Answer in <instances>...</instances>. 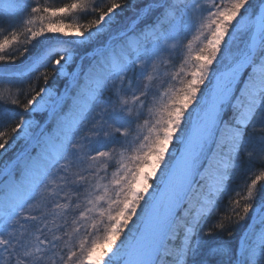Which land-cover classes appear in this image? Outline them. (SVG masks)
Masks as SVG:
<instances>
[{"label": "snow or ice", "instance_id": "snow-or-ice-1", "mask_svg": "<svg viewBox=\"0 0 264 264\" xmlns=\"http://www.w3.org/2000/svg\"><path fill=\"white\" fill-rule=\"evenodd\" d=\"M0 264H264V0H0Z\"/></svg>", "mask_w": 264, "mask_h": 264}, {"label": "rangeland", "instance_id": "rangeland-1", "mask_svg": "<svg viewBox=\"0 0 264 264\" xmlns=\"http://www.w3.org/2000/svg\"><path fill=\"white\" fill-rule=\"evenodd\" d=\"M123 15V14H122ZM67 71L69 73H71L72 71H75V65L73 63H69ZM67 82V78H62L61 80L55 82L53 84V88L54 89H58L59 91H63V85ZM34 120L40 122L43 121L45 119V115L43 113H36L34 114V116L32 117ZM22 143V142H21ZM11 152V151H10ZM11 154V153H10Z\"/></svg>", "mask_w": 264, "mask_h": 264}, {"label": "trees", "instance_id": "trees-1", "mask_svg": "<svg viewBox=\"0 0 264 264\" xmlns=\"http://www.w3.org/2000/svg\"><path fill=\"white\" fill-rule=\"evenodd\" d=\"M47 2H49V3H62V2H66V0H47ZM123 15H125V14H123ZM240 179H243V178L241 177ZM225 238H227V237H225Z\"/></svg>", "mask_w": 264, "mask_h": 264}]
</instances>
